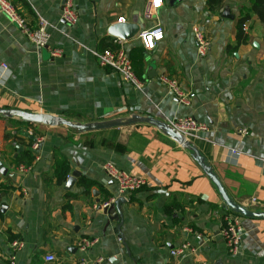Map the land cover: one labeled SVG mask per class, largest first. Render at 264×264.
I'll return each mask as SVG.
<instances>
[{"label":"crops","instance_id":"crops-1","mask_svg":"<svg viewBox=\"0 0 264 264\" xmlns=\"http://www.w3.org/2000/svg\"><path fill=\"white\" fill-rule=\"evenodd\" d=\"M10 1L29 28L35 29L38 18L45 20L48 47L61 50L62 56L51 59L47 48L48 57L39 56L28 38L0 13L1 109L82 123L134 114L164 122L191 117L207 129L190 142L228 197L251 212L264 213V27L250 12L253 0H224L217 12L207 9L206 0H181L173 7L161 0V8L150 6L148 13L150 0H71L78 19L74 26L61 20L64 0ZM223 10L233 19L221 18ZM245 15H249L244 23L246 42L235 46L237 20ZM118 18L125 22L117 23ZM126 23L136 25L138 33L159 25L163 40L148 52L138 33L127 41L108 34L111 26ZM196 28L208 43L203 57L196 51ZM106 39L120 41L115 50L123 47L129 58L132 49L145 51L137 77L141 89L97 64L90 50H107L100 48ZM162 75L194 94L188 106L177 103L159 82ZM12 120L25 130L19 144L13 145L14 152L0 150V161L8 169L0 185L9 187L0 189V208H6L0 212V264H8L14 241L23 243L15 264H79L82 256L88 264H107L109 259L115 264H264V219L226 211L191 153L155 128L136 125L78 134L65 127L22 125L17 118L1 116L0 126ZM243 130L245 134L240 133ZM10 141L5 145L11 146ZM35 142L38 148L33 152ZM23 152L33 161L28 172L20 173L12 170L8 159L20 156L24 162ZM107 163L144 179L145 186L119 195L103 170ZM58 164L66 174L61 184L55 178ZM73 171L79 177L64 190ZM82 180L94 185L85 192ZM106 198L126 200L120 205L124 245L116 236V224L105 226L98 206L107 203ZM224 215L240 219L237 255L227 252L221 234ZM83 238L96 243L81 255L76 243ZM183 245L187 252L171 256ZM47 256L54 260L46 262ZM98 259L103 262L97 263Z\"/></svg>","mask_w":264,"mask_h":264},{"label":"built area","instance_id":"built-area-1","mask_svg":"<svg viewBox=\"0 0 264 264\" xmlns=\"http://www.w3.org/2000/svg\"><path fill=\"white\" fill-rule=\"evenodd\" d=\"M151 8L158 10L162 6L161 0H150ZM0 13L12 24L19 32L28 38L30 43L37 49L47 48L51 59H57L62 56V51L56 48L48 47L49 43V33L48 25L44 19L41 17L37 20V26L35 29L28 27L25 19L19 14L16 7L10 0H0ZM61 20L63 23L69 26L76 25L78 19L76 12L73 7L71 0H64L63 7L61 10ZM123 18H118L117 23H124ZM156 34H159V39L156 38ZM145 37L151 38V47H149L145 42ZM164 33L159 25H154L146 30L138 33V41L141 47L145 51H153L157 45L163 40ZM193 38L196 44V51L199 57H203L207 51L208 43L205 40L203 33L199 29L193 30ZM118 44L120 41H116ZM90 54L96 59L97 64L100 67L107 68L113 73L117 74L119 78L132 84L136 88L141 89L142 85L139 79L136 77L128 54L125 49L120 46L117 50H90ZM1 68L6 69L4 65ZM159 82L167 88V90L172 94L173 98L177 103L183 106H188L190 101L194 98L193 93H185L179 87L176 80L171 79L167 76H160ZM169 127H171L175 132L182 135L186 140L191 141L193 139L199 138V134L204 132L207 127L201 123L196 122L191 117L179 118L171 121L165 122ZM241 134H245V131H240ZM38 148V142L32 144L31 149L35 152ZM234 154H240L237 151H233ZM12 170H17L20 173H25L30 170V167L19 166L17 168H12ZM103 170L109 180L116 184L117 192L119 195H130L142 189L145 186V181L139 177H133L124 172L118 171L110 163L103 166ZM254 202V199H251ZM113 200L104 203L100 208H106ZM223 223L221 227V234L224 239L227 252L231 255H237L241 247V224L239 217H232L230 215H224ZM96 240L92 239H80L76 243V249L81 255H84L90 248L94 246ZM23 247L22 241H14L10 244V251L7 257L8 264H15L16 252ZM188 247L186 245L181 246L176 251H172L171 256H180L187 252ZM54 258L52 256L45 257L46 262H52ZM97 263H102V259H98ZM88 260L83 256L79 260V264H88Z\"/></svg>","mask_w":264,"mask_h":264},{"label":"water","instance_id":"water-1","mask_svg":"<svg viewBox=\"0 0 264 264\" xmlns=\"http://www.w3.org/2000/svg\"><path fill=\"white\" fill-rule=\"evenodd\" d=\"M181 0H167L168 5L173 7L177 5ZM64 3V1L62 2ZM150 5L147 6V13L149 12ZM221 18L232 20L233 17L229 15L227 10H223L221 13ZM139 32V28L134 24H116L109 28L108 34L120 41H127L132 39ZM39 56H46V49H37ZM0 116L6 119L17 118L22 123L31 124V125H40L50 128L65 127L72 131H75L78 134L94 133L100 131H106L111 129H120L133 127L136 125H147L155 128L157 131L162 133L163 136L167 137L172 142L176 143L182 149L187 150L191 153L193 161L201 169L202 173L207 177L211 183L214 185L221 201L224 206L232 211L233 213L247 218H257L264 219V213L262 212H251L246 207L239 205L233 202L227 195L217 176L214 174L213 170L209 164L205 161L204 157L199 154L197 148L188 140H186L182 135L175 132L171 127H169L164 121L155 119L149 116H141L138 114L130 115L127 117H117L114 119H109L99 122H74L68 119H65L61 116H54L45 113H31L16 109H1ZM25 135V134H24ZM21 148H18V152L21 151ZM8 174V169L4 167L3 163L0 161V177H4ZM79 177V172L73 171L71 175L67 178L64 185V190H69L75 183L76 178ZM94 194L95 193L94 191ZM96 196V195H94ZM98 203V201H97ZM126 200L124 198H117L111 203L108 207L102 208V213L106 217L105 226L107 227L110 223H115L116 236L123 243V237L119 233V229L123 224L122 214L120 211V205H124ZM99 209L100 206H98ZM6 208L1 207L0 212H4ZM126 255H128L127 249H125ZM115 260L109 259L107 264H115Z\"/></svg>","mask_w":264,"mask_h":264},{"label":"trees","instance_id":"trees-1","mask_svg":"<svg viewBox=\"0 0 264 264\" xmlns=\"http://www.w3.org/2000/svg\"><path fill=\"white\" fill-rule=\"evenodd\" d=\"M22 1V0H18ZM223 1L224 0H206V7L212 12H217L223 7ZM22 3V2H21ZM251 14L255 15L257 19L260 21V23L264 27V0H253L252 6L250 8ZM249 19V15H245L240 17L237 20V25H236V33H235V46H239L241 44H244L246 42V35L244 33V23ZM115 40L112 39H106L101 41L100 43V48L101 49H110V50H115L117 47L115 44ZM130 61L131 65L133 68V71L136 75V77H140L139 70L141 68V59L143 58L145 51L142 48H137V49H132L130 52ZM21 122V121H20ZM22 125H25V123H22ZM24 157V162H22L20 159V156L14 159H8V164L12 168H17L18 166L21 165V163H24L23 166L29 167L33 161V157L27 152H23L21 154ZM65 172H64V167L62 164H58L57 166V175H56V182L57 184H61L65 180ZM93 182H88L82 180L81 186L85 189V192L93 186ZM0 189H9V187H4L3 185H0ZM106 202H108V198H106ZM197 202H201L200 200ZM172 204H169L168 206L165 207V210H168L169 207H171ZM226 211H230L227 208H225Z\"/></svg>","mask_w":264,"mask_h":264},{"label":"rangeland","instance_id":"rangeland-1","mask_svg":"<svg viewBox=\"0 0 264 264\" xmlns=\"http://www.w3.org/2000/svg\"><path fill=\"white\" fill-rule=\"evenodd\" d=\"M16 121H9L7 123L3 122V124H1L0 128V150H6L9 152V150H13L12 147H14L13 145H17L19 144V142H17L22 133L23 130H25L24 128L16 125ZM13 139L12 141H10V139ZM11 142V146L10 145H5V142ZM23 142V141H22Z\"/></svg>","mask_w":264,"mask_h":264},{"label":"clouds","instance_id":"clouds-1","mask_svg":"<svg viewBox=\"0 0 264 264\" xmlns=\"http://www.w3.org/2000/svg\"><path fill=\"white\" fill-rule=\"evenodd\" d=\"M156 38L159 39V34H156ZM145 42L146 44L151 47V38L150 37H145Z\"/></svg>","mask_w":264,"mask_h":264},{"label":"snow or ice","instance_id":"snow-or-ice-1","mask_svg":"<svg viewBox=\"0 0 264 264\" xmlns=\"http://www.w3.org/2000/svg\"><path fill=\"white\" fill-rule=\"evenodd\" d=\"M157 2H158V0H157Z\"/></svg>","mask_w":264,"mask_h":264}]
</instances>
